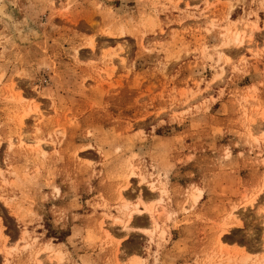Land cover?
Listing matches in <instances>:
<instances>
[{
	"label": "rangeland",
	"instance_id": "374dc122",
	"mask_svg": "<svg viewBox=\"0 0 264 264\" xmlns=\"http://www.w3.org/2000/svg\"><path fill=\"white\" fill-rule=\"evenodd\" d=\"M0 264H264V0H0Z\"/></svg>",
	"mask_w": 264,
	"mask_h": 264
},
{
	"label": "bare ground",
	"instance_id": "6f19581e",
	"mask_svg": "<svg viewBox=\"0 0 264 264\" xmlns=\"http://www.w3.org/2000/svg\"><path fill=\"white\" fill-rule=\"evenodd\" d=\"M233 30H231V32H232ZM239 31L238 30H236V31H234V35H233V39H234V41H236V42H239ZM139 211V210H138ZM127 223V222H126Z\"/></svg>",
	"mask_w": 264,
	"mask_h": 264
}]
</instances>
